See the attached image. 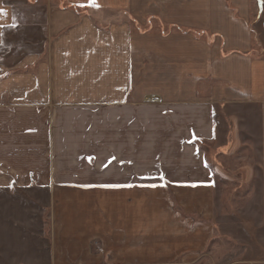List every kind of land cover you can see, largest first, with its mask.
Instances as JSON below:
<instances>
[{
  "label": "crops",
  "instance_id": "crops-1",
  "mask_svg": "<svg viewBox=\"0 0 264 264\" xmlns=\"http://www.w3.org/2000/svg\"><path fill=\"white\" fill-rule=\"evenodd\" d=\"M95 3L0 0V191L47 196L0 264H264L223 220L232 183L264 227V0Z\"/></svg>",
  "mask_w": 264,
  "mask_h": 264
},
{
  "label": "rangeland",
  "instance_id": "rangeland-1",
  "mask_svg": "<svg viewBox=\"0 0 264 264\" xmlns=\"http://www.w3.org/2000/svg\"><path fill=\"white\" fill-rule=\"evenodd\" d=\"M90 10V9H88ZM91 14H93L94 16H96V18L98 19V21L102 20L103 21V15L100 13V11L98 10H92L91 9ZM102 15V16H101ZM167 29V28H166ZM212 150L209 151V159L212 160ZM225 193H224V201H225V207H227V209L229 210L224 212V218L221 216V218H223V220H225L226 222H235L239 224V226L241 228L239 229H228L226 231V235L225 236H233V237H224L226 240V238H230V241L232 240V238H242L245 239L246 241L249 240V236L253 237V236H257L259 234H261V236L264 235V227H259L255 229H253L252 227L254 226V224H256V226H258L256 222L259 221L260 216L258 214V209L257 206L254 207H250L249 204L247 205L245 203V199H244V191L245 188L239 186V185H233L232 183H227L225 185ZM235 192V194H239L242 195V197L239 196H232V192ZM47 200V196L43 195L42 197H38V196H29L24 192H20V193H16V192H11V191H0V208L2 207L4 209V212L6 213L5 215H9L8 211H14L15 208L14 207H23V211L30 213L31 216H33L34 218H36L35 220L37 222H39V218L37 215H39V206H43L45 205ZM256 200V199H255ZM30 206L32 208H30ZM8 207H11V209H9ZM30 208V209H28ZM31 212H30V211ZM232 210V211H231ZM228 212V213H227ZM226 213V214H225ZM11 214L15 215L14 212H12ZM42 214V213H41ZM38 226V225H37ZM246 226V227H245ZM250 226H252L251 228H249ZM20 240H22V238H19ZM218 241V240H217ZM19 249V251H24L26 249L25 245H16L14 246V244H2L0 245V249L1 250H12V249ZM213 248V246L211 247ZM220 249V253L221 252H226V254H228L229 257H232L231 260L229 259H224L223 261H211V262H207L204 264H229V263H233V264H252V260H250L253 257H257L260 253L261 250H259L258 246L255 244H248L246 242L244 243H240V245L237 244H233V245H222ZM228 257V258H229ZM199 264V263H198ZM201 264V263H200ZM203 264V263H202Z\"/></svg>",
  "mask_w": 264,
  "mask_h": 264
},
{
  "label": "snow or ice",
  "instance_id": "snow-or-ice-1",
  "mask_svg": "<svg viewBox=\"0 0 264 264\" xmlns=\"http://www.w3.org/2000/svg\"><path fill=\"white\" fill-rule=\"evenodd\" d=\"M88 4L90 6H94V7H98L99 5L95 3V0H88ZM83 6V5H82ZM0 14H6L4 9H0ZM15 20V18H13ZM0 27H4V26H0ZM7 27H12V28H15L16 27V24L15 22L11 25H8ZM207 166V165H206ZM161 179H163V177H161ZM118 185H111L110 187H117ZM131 186V185H129ZM153 187H155L156 185H151Z\"/></svg>",
  "mask_w": 264,
  "mask_h": 264
},
{
  "label": "trees",
  "instance_id": "trees-1",
  "mask_svg": "<svg viewBox=\"0 0 264 264\" xmlns=\"http://www.w3.org/2000/svg\"><path fill=\"white\" fill-rule=\"evenodd\" d=\"M137 26V25H136ZM137 28H140L139 26H137Z\"/></svg>",
  "mask_w": 264,
  "mask_h": 264
}]
</instances>
